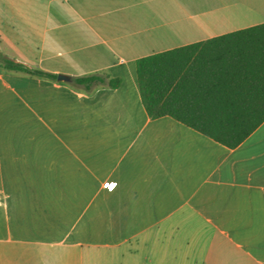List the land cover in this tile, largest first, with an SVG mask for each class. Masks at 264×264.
I'll return each mask as SVG.
<instances>
[{"label":"crops","instance_id":"obj_1","mask_svg":"<svg viewBox=\"0 0 264 264\" xmlns=\"http://www.w3.org/2000/svg\"><path fill=\"white\" fill-rule=\"evenodd\" d=\"M149 8V10H148ZM264 21V0H0V264H264V120L228 147L151 117L135 60Z\"/></svg>","mask_w":264,"mask_h":264},{"label":"trees","instance_id":"obj_2","mask_svg":"<svg viewBox=\"0 0 264 264\" xmlns=\"http://www.w3.org/2000/svg\"><path fill=\"white\" fill-rule=\"evenodd\" d=\"M0 66L56 77L2 52ZM135 72L149 116L170 115L234 147L264 120V21L141 55ZM72 81L89 88L120 78L92 72Z\"/></svg>","mask_w":264,"mask_h":264},{"label":"water","instance_id":"obj_3","mask_svg":"<svg viewBox=\"0 0 264 264\" xmlns=\"http://www.w3.org/2000/svg\"><path fill=\"white\" fill-rule=\"evenodd\" d=\"M56 78L60 79V80H71L72 77L69 74L63 73V72H59L56 74Z\"/></svg>","mask_w":264,"mask_h":264},{"label":"rangeland","instance_id":"obj_4","mask_svg":"<svg viewBox=\"0 0 264 264\" xmlns=\"http://www.w3.org/2000/svg\"><path fill=\"white\" fill-rule=\"evenodd\" d=\"M169 1H171V0H156V3L165 4V3H168ZM148 10H149V8H148Z\"/></svg>","mask_w":264,"mask_h":264}]
</instances>
